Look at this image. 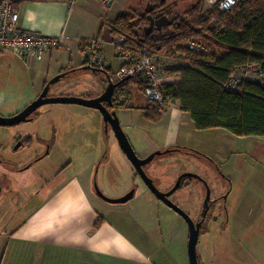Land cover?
I'll list each match as a JSON object with an SVG mask.
<instances>
[{
  "label": "crops",
  "instance_id": "1",
  "mask_svg": "<svg viewBox=\"0 0 264 264\" xmlns=\"http://www.w3.org/2000/svg\"><path fill=\"white\" fill-rule=\"evenodd\" d=\"M12 1L17 10V24L20 27L50 35H64L59 47L47 50L39 60L30 57L24 62H36V70L40 73L36 94L43 82L53 74L85 63L81 48L83 39L101 37L104 41V54V45H111L108 24L120 12L140 11L139 0H114L109 7H103L97 0ZM104 58L105 68L114 71L112 62L105 56ZM119 63L120 60L117 59L115 66ZM237 72L242 80L264 83V74L253 68L239 67ZM172 78V82L179 80L176 75ZM101 91L78 95L92 97ZM143 103L144 101L141 104L130 102V107L118 110L119 113L135 108L138 113L137 118L123 123L130 134V140L136 146L135 149L140 150L139 152L144 150L143 153L147 154L152 149L162 150L177 146L175 144L181 124L187 119L192 126L191 119L186 116L188 113L179 109L176 100H171L160 117L152 121L143 115L142 109L137 108ZM77 123L81 125V122ZM88 126L93 132L90 139L96 146L95 151L92 149L91 153L87 152L82 161H76L75 156L71 155L72 152H65L64 161L54 171L53 179L64 173L65 168H68L67 174L59 177L56 184L46 190H36V184L33 194L37 199L28 210L23 204L31 201L29 195H25V201L23 195L16 202L18 189H14L13 194H6L16 205V209L4 223L11 206L7 199L9 207L0 216V264H188L185 245L181 242L182 238L185 240L184 222L177 212L158 200L142 182H112L115 184L113 192L105 191L110 188V182H95L106 196L117 197L134 187L133 194L127 201L117 203L119 206H114L107 213L101 210L104 202H111L98 197L93 189V180L95 176L97 178L98 166L104 158L100 147L102 148L106 139L101 131L102 120L99 112L92 120L89 119ZM55 136L53 131L52 140H55ZM80 139L84 140L83 137ZM122 156L124 157L123 154ZM94 162L98 166L92 176ZM54 163L57 164L56 161ZM20 181L26 182L23 177ZM47 181L42 176L39 180L40 183ZM3 186L1 185L0 195L5 191ZM201 234L209 239L222 238L221 229ZM228 234L232 238L224 240L218 248L213 244L212 251L218 250L230 257L236 253L239 258H225L222 261L219 259L218 263L264 264V258H260L255 251L257 249L251 250L254 246L245 244L246 250L242 251L237 247V243L243 241V229L233 228ZM254 239L252 235L250 243Z\"/></svg>",
  "mask_w": 264,
  "mask_h": 264
},
{
  "label": "rangeland",
  "instance_id": "2",
  "mask_svg": "<svg viewBox=\"0 0 264 264\" xmlns=\"http://www.w3.org/2000/svg\"><path fill=\"white\" fill-rule=\"evenodd\" d=\"M139 2V10H141L144 7L145 0H139ZM211 2V0H168L167 3L169 4L168 9H170L171 13L179 15L184 11H189L191 7H195L196 5L199 12L209 10L215 4ZM170 17L171 15L168 18L170 19ZM203 43L206 45L205 42ZM104 47L103 56L112 62L114 70L120 64L117 67L115 66L119 58L113 54V47L111 45H104ZM155 56L160 57L158 59L159 62H162V59L174 60V58H177L163 49ZM165 69L163 71L164 75L160 76L163 81L158 84V89L163 83H173L172 74H166ZM113 72L112 70L107 71V74H110V80L113 82L119 83L127 79V77L124 80L114 79L112 78ZM38 75L40 73L38 69L36 70V62L25 64L24 61L12 53L0 51V115L6 116L15 113L36 96ZM175 75L177 74H173V76ZM106 82L107 78L103 70L76 67L68 71L65 76L54 81L47 94L77 96L80 93L84 95L93 94L103 90ZM114 91L112 98L116 104L120 101L121 97L114 95ZM143 101L145 100L142 94L135 88H132L130 102L141 104ZM170 102L171 100H168L164 105L162 99L161 103H156L164 111ZM119 109L121 108H118L116 105L117 117L121 127L124 125V121L137 118L138 113L135 111V108L118 113ZM97 112L99 111L96 108L76 103H47L39 106L31 114L30 120H24L8 126L0 125V156L5 161V163L0 164V184L5 187V191L1 192L2 194L0 195V216H3V210H7L9 207L7 199L11 203L10 211L4 223L16 209V205L12 203V200L6 194L9 192L13 194V190L18 189V194L15 196L16 202L20 201V196L24 195L23 200L25 201L27 199L25 195H29L31 201H26L23 204V206H27L26 210H28V207L32 206L37 199L33 194L36 184H38L36 185V190L41 188L46 190L53 187L56 181L59 180V177L61 178L64 174H67L68 168H65L64 173L58 174L53 179L54 171H57L58 165H61L62 161H64L63 156L65 152H72L70 154L75 156L76 161H82L86 158L87 152L91 153L92 149L95 151L96 146L92 139H90L93 132H91L88 123L89 119L92 120V117L97 116ZM186 116L189 118L188 114ZM77 122H81V125ZM101 128V131L106 136L102 148L100 147V151L102 150L101 155H104V158L100 161L99 166L94 162L92 176L95 174L97 166L99 172L97 178L95 176L93 181L110 182V188L105 189L103 187L105 191L109 192H113L115 189V184L112 182H140L142 184L141 182L143 181L135 173L130 162L121 152L110 128L108 127L107 131H104L103 122ZM66 129L68 130L64 134ZM69 130L70 133L68 134ZM122 130L134 152L139 157L147 156L157 150L152 149L147 154L143 153L144 150L139 152L140 150L135 149L136 146L130 140V134L124 126ZM53 131L56 134L55 140L51 138ZM85 131H88L90 134ZM61 132L63 133L61 134ZM20 136L22 140L18 138ZM81 137L84 140H81ZM18 142L19 145H17ZM48 143H51L50 149H48ZM15 145H17L16 148H14ZM175 145L177 146L162 149L161 153L155 154L150 161L143 165V170L147 176L161 190L170 186L177 174L181 172L200 174L208 182L211 188V196L230 189L229 196L236 209H234L235 211L230 217L227 226L229 228L228 232H230V228L243 229V241L242 243L241 241L238 242L237 247L242 251L246 250L245 244L254 246L251 250H255L256 248L257 250L255 251L259 253L260 258H264V135L237 136L220 127L196 129L193 125L190 126V123L186 119L179 128ZM163 150L166 151L163 152ZM25 158H34V160L30 165L25 168L23 167L21 171L14 173L7 172L10 169L13 170V168H19L20 164L25 161ZM54 160L57 164L54 163ZM41 176L48 181L40 183ZM21 177H28V179L30 178V180L35 182H22L20 181ZM9 180L13 182H4ZM97 187L99 188L98 185ZM130 189L133 190V188ZM178 194H170L169 198L173 201L174 196H177V202L180 207L186 212L188 211L191 217H194L197 212L196 210L202 204L203 190L199 191L195 186L189 185L180 190ZM103 204L106 209L101 207V210L106 211V213L108 210H113L114 206H119L117 203L104 202ZM25 208L22 210L24 211ZM180 218L185 224V240L183 241L182 238L181 242L185 245L186 255L188 229L184 219L181 216ZM217 221L212 223L214 221L208 220L205 224V226H208L205 228H208L207 230L210 231L218 228L221 222ZM228 232L222 231L221 239H209V237L203 236L202 232L198 235L195 250L199 264H220L218 263L219 259L222 261L225 258H239V255H236V253L230 257L218 250L212 251L213 244L217 245L218 248L219 244L224 240L232 238L228 237L231 234H228ZM252 235L255 239L250 243Z\"/></svg>",
  "mask_w": 264,
  "mask_h": 264
},
{
  "label": "trees",
  "instance_id": "3",
  "mask_svg": "<svg viewBox=\"0 0 264 264\" xmlns=\"http://www.w3.org/2000/svg\"><path fill=\"white\" fill-rule=\"evenodd\" d=\"M148 1L153 9L163 5V1ZM165 14L171 15V22L161 31L153 28L147 34L143 32L142 27L148 22L143 9L118 13L110 29V33H123L128 47L134 51L145 47L156 55L163 49L181 60L180 65L165 69L168 75L177 74L179 80L159 86L163 104L176 100L196 129L220 127L237 136L264 135L262 83L241 80L235 89L223 86L239 67L255 63L258 65L255 71L264 74V0H238L226 10H219L214 4L211 9L199 12L196 5L179 15L170 11ZM189 37L201 38L208 46L207 51L187 49L184 42ZM101 70L107 74L108 69ZM132 88L145 100L137 108L143 110L146 118L156 121L163 109L143 94L134 77L117 84L114 95L121 99L115 105L130 107Z\"/></svg>",
  "mask_w": 264,
  "mask_h": 264
},
{
  "label": "built area",
  "instance_id": "4",
  "mask_svg": "<svg viewBox=\"0 0 264 264\" xmlns=\"http://www.w3.org/2000/svg\"><path fill=\"white\" fill-rule=\"evenodd\" d=\"M103 7H109L114 0H97ZM219 10H226L235 5L238 0H211ZM18 14L12 0H0V51H8L13 55L26 61L32 57L36 60L42 58L43 54L52 48L61 45L64 35L45 34L36 30L22 28L17 24ZM108 24V29L112 28ZM110 43L113 47V54L119 58L120 64L114 70L112 78L124 80L126 77H134L142 86L143 93L157 103L162 102V94L158 84L163 81V71L168 67H175L181 64L179 58L162 59L147 51L145 47L134 51L127 45L126 36L121 32L110 34ZM103 39L101 37L85 38L81 42L84 54V62L93 68L103 69L105 59L103 56ZM185 47L196 52L207 51L208 47L199 39L189 37L185 41ZM247 67L258 70L257 64H250ZM173 76V74L171 75ZM177 76V75H176ZM238 72L232 73L223 83L226 89H235L241 81ZM264 87V85H263Z\"/></svg>",
  "mask_w": 264,
  "mask_h": 264
},
{
  "label": "water",
  "instance_id": "5",
  "mask_svg": "<svg viewBox=\"0 0 264 264\" xmlns=\"http://www.w3.org/2000/svg\"><path fill=\"white\" fill-rule=\"evenodd\" d=\"M164 0H159L162 2ZM160 9V8H159ZM143 11L146 13L147 24L142 27V30L145 34L149 33L153 28L157 29L158 31L161 29L162 26L167 25L171 22L165 14L160 13V21H157V10H153V4L146 1ZM80 67H88L93 70L91 66L85 65ZM68 71H61L52 77L48 78L45 81L40 92L37 94L35 98H33L30 102H28L24 107L20 110L16 111L10 115H0V125L8 126L12 124L19 123L24 120H30L29 114L33 111H36L37 108L43 104L47 103H76L80 105H85L89 107L96 108L99 113L101 114V119L103 122L104 131H107L108 127L113 133V136L121 149V152L125 155L127 160L130 162L131 167L134 169L135 173L138 174L140 179L143 181L142 183L147 187V189L161 202H163L166 206L170 207L172 210L177 212L186 222L187 229H188V238L186 244V252L188 258V264H199L197 259V254L195 250L197 238L199 235V222L194 223L193 219L178 205H176L170 198L169 195L172 193L174 189V185L171 186L168 190H161L159 189L151 180L149 176L144 172L143 165L151 160V158L158 153H161L162 150H155L144 157H139L131 147L126 135L124 134L122 127L119 124V119L117 117V111L115 109H109L110 106L113 105V91L114 88L117 86L118 82H113L110 80L108 74H106L107 82L102 90V92L93 97H84V96H76V95H48L47 92L49 90L50 84L54 81L58 80L59 78L65 76ZM19 145V143L17 144ZM14 148H16V146ZM166 150H163V152ZM194 174L191 172H182L178 178L182 175H190ZM1 189V187H0ZM93 189L95 194L102 198L103 200L111 203H122L127 201L132 194L133 190L129 189L124 194L117 196V197H109L104 195L101 190L97 187V184L93 182ZM207 197L204 198L203 204L206 203Z\"/></svg>",
  "mask_w": 264,
  "mask_h": 264
},
{
  "label": "flooded vegetation",
  "instance_id": "6",
  "mask_svg": "<svg viewBox=\"0 0 264 264\" xmlns=\"http://www.w3.org/2000/svg\"><path fill=\"white\" fill-rule=\"evenodd\" d=\"M146 1H145V3H146ZM167 2H168V0H164L163 5H160V6L153 9V10L158 9L157 13H159V14L157 15V21H160V13L165 14L166 12L170 11V9H168L169 4ZM165 15L167 16V14H165ZM161 29L159 31H161ZM155 30H157V29H155ZM45 81L43 82L41 89H42L43 85L45 84ZM53 83H51L50 86ZM37 94H36V96H37ZM112 103H113V105L110 106L109 109H115L116 110L115 102L113 101ZM34 112L35 111H33L32 113H34ZM32 113L29 114V117H32L31 116ZM18 138L20 140H22L21 136ZM45 146H47V145H45ZM49 148H50V144L48 145V149ZM34 158L33 159L32 158H25L24 159L25 161H23L20 164L19 168H13V170L10 169L7 172L8 173H14V172L21 171L23 169V167L25 168L26 166L30 165L31 162L34 160ZM37 158H39V157H37ZM2 163H5V161L0 156V164H2ZM37 173H39V172H37ZM181 173L177 174L176 178L174 179V182H172V184L164 190H168L171 186L174 185V189H173L171 194L179 195L178 192L180 190H182L184 187H187L189 185H193L199 191L203 190V200L205 197H207V200H206L205 204H203V200H202V204L200 205L199 209L196 210L197 212H196L194 217H191L190 213L188 211L186 212L182 207H180L179 203L177 202V200H178L177 196H174L173 202L176 205H178L182 210H184L193 219L194 223L199 222V234L201 232L207 233L210 231V230H207L208 228H205L208 226V225L205 226V224L208 222V220L214 221L212 223L218 222L217 220H219V222H221L220 226L218 228H215V229H221L222 231H225L227 233L229 231V228L227 226H228L230 217H231L232 213L235 211L234 209H236L235 205L233 206V201H231V197L229 196L230 189H227V190L223 191V193L217 194L215 196H211V188H210L208 182L200 174L191 172L194 174L182 175L180 178H178V176ZM37 175H40V174H37ZM23 179H25V181H28V182L33 181V180H30V178L28 179V177L23 178ZM4 182H11V180L4 181ZM0 187H1V184H0ZM131 188H133V190H134V187H131ZM230 229L232 230V228H230ZM240 239H241V237H240ZM241 242H242V240H241Z\"/></svg>",
  "mask_w": 264,
  "mask_h": 264
}]
</instances>
